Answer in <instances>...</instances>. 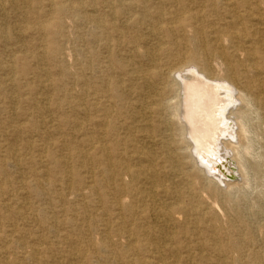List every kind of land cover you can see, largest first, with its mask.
<instances>
[{
    "label": "bare ground",
    "instance_id": "1",
    "mask_svg": "<svg viewBox=\"0 0 264 264\" xmlns=\"http://www.w3.org/2000/svg\"><path fill=\"white\" fill-rule=\"evenodd\" d=\"M7 3L32 25L3 20L0 41L22 43L31 31L42 37L37 51L24 43L21 50L54 96L31 104L41 116L64 112L75 141L59 143L66 150L60 158L41 148L38 163L55 164L58 179L41 168L31 175L44 180L47 192L42 181L29 185L20 175L22 186L11 187L9 168L25 159L13 148L0 157V211L24 218L30 194L64 199L73 203L71 213H58L74 230L64 235L56 221L50 237L19 239L25 256L1 264H264V196L236 195L252 183L264 185V0H0L1 7ZM98 5L109 16H97ZM52 68L72 75L74 87L50 85ZM16 69L14 60L0 61V91L13 112L22 102ZM168 82L174 88L164 101L169 113L159 118L156 103ZM227 85L240 100L230 109L237 124L230 134L217 130L227 121L213 125L230 106L223 102ZM41 123L60 133L54 119ZM229 155L242 183L215 169ZM14 193L20 207L6 199ZM39 211L45 223L55 215ZM11 237L0 246L5 256ZM64 243L71 247L59 258L42 248Z\"/></svg>",
    "mask_w": 264,
    "mask_h": 264
},
{
    "label": "rangeland",
    "instance_id": "2",
    "mask_svg": "<svg viewBox=\"0 0 264 264\" xmlns=\"http://www.w3.org/2000/svg\"><path fill=\"white\" fill-rule=\"evenodd\" d=\"M7 4L9 6V8H8ZM7 4H4L2 6V7H5L4 12L2 11V7L0 6V24L4 23L3 20H5V22L11 24V25L8 24L10 27H14V26L16 27L19 25V23H20V25H22V24L27 25V26L32 25L31 22H28L27 20L23 19L22 17H18L21 15L20 11L22 9L13 8L9 3H7ZM46 5H48V4L43 3L39 6L40 7H46ZM97 7H98V15L97 16H109L108 15V9H105L104 6H102V5H98ZM46 8H48V7H46ZM9 9H10V12H9ZM18 10H20V11H18ZM17 13H19V14L17 15ZM33 15L30 14V16H32V17L42 16L39 14L36 15V13H33ZM4 16H7V17H4ZM26 36H29L30 40ZM40 36L41 35H38L37 32H33V31L24 32V40L22 43L28 45L30 47V49L34 48L33 50L37 51L35 48H36V46H38V44H40V42L42 40V37H40ZM26 38L28 40H26ZM31 39L35 42H33ZM37 39L39 42L37 41ZM16 43H19V44H16ZM22 43H20V42L5 43L3 41H0V61H1V64L3 66H6L7 64H9V62L14 60L15 66L17 67L16 72L14 73L16 80L17 79L19 80V81L17 80L18 88H16V91L20 95L21 101H22L19 104H17L16 106H14L15 110L13 112V105L6 98L5 93L0 91V96L2 97V98L0 97V157L2 158L4 156L3 158H5V156H7L8 152H9V149L13 148L14 150L17 151V154L20 155V157H22L23 160L25 159V161H23V163L19 167H15V168L10 167L9 168V171H10L9 174H10V177L12 179L10 186L13 188H17V187L22 186L21 183L16 181V178H18V175L27 177V179L25 178L26 179L25 182L28 183L29 185H32L34 183L35 184L38 183L37 181H39V180L36 179L35 177H32L31 171L36 170V169H40V168L43 170H50V176H49L50 180L58 179V175L56 176L55 173H52V170L56 167L55 164L53 165V163H50V161H48L47 159H44L45 161L43 160L45 163L44 162H43V164L41 163L42 165L38 163L39 156L41 155V148L47 147V149L50 153H53L54 155H57V157L60 158L66 154V150H62L59 147V143H61L62 141H67V142L68 141H71V142L75 141V133H74V130L71 127V125H66L65 123L62 122L63 118L65 116L64 112H62V111L58 112V113L52 112L50 114L47 113V114L41 116L35 110L34 106H32L31 103L33 100L39 99V100L44 101L45 98L48 96L53 98L54 92L51 91L50 88H46L45 83H41V80H43V82H44L45 79L43 77H40L41 76L40 70H39L36 62L34 61V59L31 58L29 56V54H26L21 50ZM64 47H66V46H64ZM72 61L73 62H70V65L73 66L74 60H72ZM34 70L36 72H34ZM37 71H38V73H37ZM50 71H51V75H52L50 78V81L48 82V83H50V85L55 83L56 85L59 84V85L63 86V88L64 87H66V88L67 87H71V88L74 87V84L72 81L73 80L72 75L69 74L66 76H62L59 74V72L57 70H55L53 68L50 69ZM30 73L32 76L30 75ZM32 73L33 74L36 73L34 75H36L37 77L34 76ZM2 74L3 73L0 70V76ZM22 75L24 77L25 76L26 77L24 78ZM63 77H64V79L61 80V78H63ZM62 83H63V85H62ZM167 85L169 86V91H167V93L165 95H163L162 99L157 101V103H156L157 108H158V112H159L157 115L159 116V118H163L164 116H166L169 113L168 109L166 110L164 101H165V98L167 96L173 94L174 88H172V83L168 82ZM1 86H2V84L0 83V87ZM2 87H4V85ZM227 87L230 89L228 91V95H230V96L225 98V100L223 102L229 104L230 106H228L226 109H223L219 112L218 115L221 114L223 117L216 118V120H215L216 122L213 124V125L218 126V125L222 124L223 122L227 121V124H223L222 126L217 127V130H219L220 132H222L224 134H230L233 131L236 132L237 124H236L234 119L229 118V114H230L231 107H236V106L240 105V100L237 97V93L234 90V88L229 86V85H227ZM225 94L226 93H224V95ZM27 96H29L30 98H28ZM24 98L27 99L28 102L26 100L24 101ZM52 108H53V104H51L49 109H52ZM65 113H68L70 115V117L74 118V113L70 108H67V110H65ZM50 117L55 120L56 127L57 128L59 127L60 133H55L53 130L54 127H52V126H46V125H45V127L41 126L42 120L43 119L52 120V119H50ZM60 122H62V123L59 126ZM171 124L174 128H176L175 121H172ZM14 125L20 126L21 131L14 132V129H15ZM67 127H69V128H67ZM64 129H68V131H66ZM36 131L40 133V136L37 135ZM174 132L176 135L175 136L176 141H180L181 132L178 130H175ZM34 135L36 137H34ZM57 140H58V142H57ZM29 141H31L32 146H28ZM6 151H7V153H6ZM33 160H35V162ZM221 160H222V162H220L218 165H215L216 171L217 172L220 171L221 173L225 174L228 182H232L235 184L241 182L242 177H241V173H240V168H238L239 165H238L237 161L232 157V155H229L228 157L221 159ZM26 164L28 165V167ZM24 167H26V168H24ZM13 169H17V170H13ZM18 169H20L21 171ZM75 171H76V169H75ZM52 174H54V175H52ZM13 180H15V182ZM40 181H42V179ZM43 181H42V183H43ZM44 183L41 185V187H42V190L47 192L49 187L44 185ZM222 183L225 184L224 180L222 181ZM263 188H264V185L262 186V185H258L256 183H252L250 185V187L249 186H246L243 188L241 187L237 191L238 194H236V195L241 196V194L243 193V195L241 196L242 198L244 197L245 199L248 200V198L250 196L249 200L253 201V200L257 199L258 197L263 198V196H264V189ZM24 192H27V191H24ZM245 194H247V195H245ZM246 196H247V198H246ZM45 198H47V199H45ZM45 198H44V196H40V195L36 196L35 194H30V196L28 197V202L30 201L29 202L30 203V205H29L30 209L26 210L27 214L24 218L13 215L12 212L8 211V210H4V212L0 211V216H1V218H0V243H1L0 246H3V244H4L2 242L3 240H7V239H5V236H7V235L11 234L13 236L11 238H13L12 240H14L13 242L11 240L9 241L10 243L8 242L7 252H9V254L7 256H5L4 254H1V251L3 252V250H1V248H0V264L2 262H5V261L10 262L11 260L15 259L14 257H20L21 258V257L25 256L24 250L21 248V246L19 244L20 243L19 239L22 240L23 237L26 239L30 234L29 241L31 239V241H32L31 243H34V236L36 234L37 235H45V236L50 237L51 227L54 226V222H56V221H57L58 225H60L59 228H61V231L64 235L68 234L74 230L73 226L70 227L68 224H66L64 222L66 217H64V216H62V214L58 213L59 209H63V208L66 209L67 212L71 213L70 208L73 207V203L71 201H67L64 199L61 200V199H49L48 197H45ZM6 199H9L8 202L15 204L16 207H17V204H18V207H20L22 204L21 202L23 201L17 193L12 194L10 197H6ZM44 199H45V201H44ZM42 208L43 209L45 208L48 212L51 211V212L55 213V215H51V216L47 214L48 215L47 217H49L47 219V223L42 222L40 220V217H41L43 212H40L39 210ZM35 214L36 215L39 214L38 219L33 218L35 216ZM15 217H18V218H15ZM81 223H82L81 220H77L75 222V224H81ZM52 239L53 238L51 237L50 243L53 242ZM70 247L71 246H69L67 243H64V244H60V246H58V247L57 246L51 247V244H48V245L43 246L42 248H45V249L49 248V250L52 251L51 255L59 258L61 256H66ZM24 264H29V263H24ZM78 264H87V263L80 262ZM93 264H98V263L96 261H94Z\"/></svg>",
    "mask_w": 264,
    "mask_h": 264
}]
</instances>
